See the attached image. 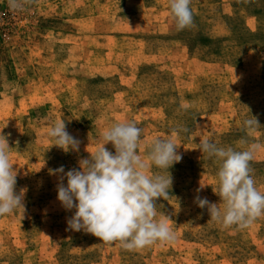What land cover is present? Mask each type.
<instances>
[{
	"label": "rangeland",
	"instance_id": "rangeland-1",
	"mask_svg": "<svg viewBox=\"0 0 264 264\" xmlns=\"http://www.w3.org/2000/svg\"><path fill=\"white\" fill-rule=\"evenodd\" d=\"M190 8L193 24L178 30L169 0H25L21 9L0 0V129L15 191L26 190L25 210L0 216V264H264V215L224 228L195 202H221L220 162L201 152L204 140L260 144L250 167L264 194V0H191ZM252 116L260 126L248 130ZM58 121L79 151L53 145ZM117 122L143 129L145 159L155 138L177 130L182 159L156 200L173 242L126 250L68 227L75 209L58 201L62 174L53 170L79 169ZM148 164L146 174L167 175Z\"/></svg>",
	"mask_w": 264,
	"mask_h": 264
},
{
	"label": "clouds",
	"instance_id": "clouds-1",
	"mask_svg": "<svg viewBox=\"0 0 264 264\" xmlns=\"http://www.w3.org/2000/svg\"><path fill=\"white\" fill-rule=\"evenodd\" d=\"M25 0H8L12 9H21ZM191 0H169V8L178 30L193 24ZM248 130L260 126L253 117L243 122ZM182 131H189L187 128ZM143 129L135 122H117L106 128L100 138L99 147L89 158L79 161V169L64 171L63 166L53 170L62 174L57 187V199L64 209L73 210L68 227L73 231H85L111 244L120 242L126 250L149 246L157 241L170 243L175 240L174 230L167 219L157 220V198L169 194L172 177L169 169L181 161L173 129L168 138H155L146 159L138 154ZM54 146L68 151H79V141L66 129V122H56L48 131ZM111 143L115 154L105 145ZM241 144L246 141L241 140ZM262 146L250 144L245 150L232 147H217L210 140L201 142V152L215 157L220 162L217 171L219 204L197 196L200 208H207L210 219L224 228L237 225L245 228L264 215V194L258 191L251 175L250 161ZM8 138L0 129V216L25 210V189L15 191L17 173L9 162ZM151 162L158 169L167 170V175L146 174ZM67 180V184L63 180ZM203 187V186H201ZM50 238V237H49ZM51 239V238H50Z\"/></svg>",
	"mask_w": 264,
	"mask_h": 264
},
{
	"label": "trees",
	"instance_id": "trees-1",
	"mask_svg": "<svg viewBox=\"0 0 264 264\" xmlns=\"http://www.w3.org/2000/svg\"><path fill=\"white\" fill-rule=\"evenodd\" d=\"M207 42H210V40L208 38H203L200 44L204 45Z\"/></svg>",
	"mask_w": 264,
	"mask_h": 264
}]
</instances>
